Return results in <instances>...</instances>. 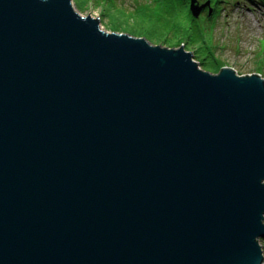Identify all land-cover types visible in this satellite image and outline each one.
Masks as SVG:
<instances>
[{"label": "water", "instance_id": "water-1", "mask_svg": "<svg viewBox=\"0 0 264 264\" xmlns=\"http://www.w3.org/2000/svg\"><path fill=\"white\" fill-rule=\"evenodd\" d=\"M193 56L0 0V264H264V76Z\"/></svg>", "mask_w": 264, "mask_h": 264}, {"label": "rangeland", "instance_id": "rangeland-1", "mask_svg": "<svg viewBox=\"0 0 264 264\" xmlns=\"http://www.w3.org/2000/svg\"><path fill=\"white\" fill-rule=\"evenodd\" d=\"M74 1L86 15L100 17L104 29L143 36L154 44H183L204 69L218 72L228 65L240 74L259 72L264 76V5L257 1L221 0L214 7L212 0H194L196 6L205 4L194 17L201 19L208 13L210 19L201 21L212 29L200 26L197 32L191 30L192 35L187 29L194 43L182 38L175 21V14L183 11L182 4L192 13L191 0Z\"/></svg>", "mask_w": 264, "mask_h": 264}, {"label": "trees", "instance_id": "trees-1", "mask_svg": "<svg viewBox=\"0 0 264 264\" xmlns=\"http://www.w3.org/2000/svg\"><path fill=\"white\" fill-rule=\"evenodd\" d=\"M188 0H185V3L187 2ZM213 1V5L214 7L219 4V2L221 0H212ZM253 1H257L259 2L260 4L264 5V0H253ZM165 2H168V1H165ZM169 3V2H168ZM177 3L179 4V2L177 1ZM171 4V3H169ZM186 4H182V8H183V11L182 12H179V13H176L175 14V17L177 18L175 21H178V28H179V31L183 33V36L182 38H189V41H193L194 43V40H192L190 37H189V33L186 32V30L188 29V31H190L191 35H192V32L191 30H194L197 32V29L198 27L202 26L204 28H208L210 31H212V29L210 28L211 27V24H208V23H204L201 21V19H206L207 21L210 19V15L207 13L204 18H201V19H197L194 17V15L186 10ZM217 11V9H216ZM195 33V32H194ZM188 35V36H187ZM177 46H180L181 43L179 44H175Z\"/></svg>", "mask_w": 264, "mask_h": 264}]
</instances>
